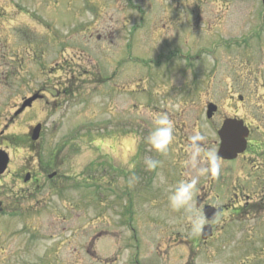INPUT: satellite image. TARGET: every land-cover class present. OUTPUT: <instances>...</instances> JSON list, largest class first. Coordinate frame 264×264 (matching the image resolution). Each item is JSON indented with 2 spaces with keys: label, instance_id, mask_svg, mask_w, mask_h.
<instances>
[{
  "label": "rangeland",
  "instance_id": "1",
  "mask_svg": "<svg viewBox=\"0 0 264 264\" xmlns=\"http://www.w3.org/2000/svg\"><path fill=\"white\" fill-rule=\"evenodd\" d=\"M262 84L264 0H0V264H264L260 218L229 230L246 240L197 250L186 213L167 204L170 186L197 176L196 133L197 168L209 167L219 125L207 102L232 117L242 95L246 116L260 94L264 105ZM160 114L175 125L167 154L147 143ZM38 122L34 152L7 142Z\"/></svg>",
  "mask_w": 264,
  "mask_h": 264
},
{
  "label": "flooded vegetation",
  "instance_id": "2",
  "mask_svg": "<svg viewBox=\"0 0 264 264\" xmlns=\"http://www.w3.org/2000/svg\"><path fill=\"white\" fill-rule=\"evenodd\" d=\"M71 80H77L73 74ZM65 92L63 91V93ZM236 97L238 103L234 107L237 110L231 118L242 120L243 126L247 128L246 148L243 153L232 160L218 157L220 145L218 133L223 121L230 117L219 116V113L215 112L211 119H216L219 127L215 126L212 129L213 136L210 139V145L214 147L213 152L220 168L216 175L210 171L205 175H199L200 184L196 195L197 208L205 218L204 225H210L212 235L206 240L198 239L194 235V240L198 244L197 250L200 249V246L227 241L235 236L246 240L243 227L238 228L241 231L238 232V235L229 231L233 230L235 221L241 222L244 218L251 217L256 220L257 217L260 218L258 225L264 230V105H261L260 94L257 104H249L250 114L240 116L238 111L242 109L240 104L244 103V97L242 95ZM231 98L234 100L233 96ZM201 168H206V166ZM207 206L212 208L209 221L204 212V208ZM225 226L226 230L223 229ZM84 247V251L90 254L91 251L87 245ZM262 251L264 252V249Z\"/></svg>",
  "mask_w": 264,
  "mask_h": 264
},
{
  "label": "clouds",
  "instance_id": "3",
  "mask_svg": "<svg viewBox=\"0 0 264 264\" xmlns=\"http://www.w3.org/2000/svg\"><path fill=\"white\" fill-rule=\"evenodd\" d=\"M174 132V122L167 114H160L153 119V127L147 137V143L155 152L167 154L169 146L175 139ZM189 139L191 149L189 164L197 170V176L205 175L209 171L213 175L218 174L220 165L217 157L213 153H208L204 157V159L209 162L208 168H197L202 153L200 142L204 141L206 137L201 133H196ZM129 147H131V144H129ZM110 152L112 155L117 154L116 148H111ZM144 163L147 170L153 171L159 166L160 162L155 159L146 158ZM197 176L177 181L175 185L169 187L167 195V204L172 211H183L186 213L193 235L199 234L205 224V218L196 205ZM136 179L137 178L133 175L129 183L131 184ZM159 182L160 184L166 183L165 178L160 176Z\"/></svg>",
  "mask_w": 264,
  "mask_h": 264
},
{
  "label": "water",
  "instance_id": "4",
  "mask_svg": "<svg viewBox=\"0 0 264 264\" xmlns=\"http://www.w3.org/2000/svg\"><path fill=\"white\" fill-rule=\"evenodd\" d=\"M38 94H34L30 98L23 101L20 108L14 114L15 116L21 113L26 107H30L32 102L39 98ZM215 111L214 105L208 106L207 116L211 117L212 113ZM233 120H226L220 130L221 135V146L219 149V156L226 159H232L237 156L238 153H242L246 145L247 130L243 127L242 122L234 123ZM41 125L37 124L32 129L31 140L35 141L38 139ZM8 155L5 151L0 150V175L5 171L8 164ZM51 177V176H50ZM1 205V202H0ZM207 212L209 210L207 209ZM210 235L209 226L204 227L202 232V237L206 238Z\"/></svg>",
  "mask_w": 264,
  "mask_h": 264
},
{
  "label": "trees",
  "instance_id": "5",
  "mask_svg": "<svg viewBox=\"0 0 264 264\" xmlns=\"http://www.w3.org/2000/svg\"><path fill=\"white\" fill-rule=\"evenodd\" d=\"M29 140H25L24 137L20 136H13L9 138V143L14 146H22L26 147L29 145L30 148L33 147V144L31 142H28Z\"/></svg>",
  "mask_w": 264,
  "mask_h": 264
}]
</instances>
